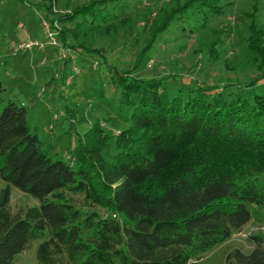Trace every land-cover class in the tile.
I'll list each match as a JSON object with an SVG mask.
<instances>
[{
  "label": "trees",
  "instance_id": "obj_1",
  "mask_svg": "<svg viewBox=\"0 0 264 264\" xmlns=\"http://www.w3.org/2000/svg\"><path fill=\"white\" fill-rule=\"evenodd\" d=\"M114 1L91 0L57 20L74 23L61 30L64 45L71 32L79 39L71 47L100 54L118 76L129 124L116 136L117 153L106 155L111 137L95 123L80 135L73 160L56 157L32 132L27 108L8 101L0 109V177L7 183L0 191V264H13L35 239H41L39 264H202L205 252L252 219L246 202L264 209V92L254 89L259 78L246 84L252 87L246 93L226 94L218 85L171 90L172 75L138 78L119 69L88 44L94 31L117 27L104 11ZM174 1L161 12L139 60L177 17L195 10L206 28L231 3ZM258 3L249 14L248 41L264 62ZM100 20L105 28L96 26ZM215 49L210 46L212 54ZM4 90L0 79V94ZM11 185L39 205L14 214ZM71 193H83L107 214L83 210ZM252 238L251 252L236 248L225 264H264V235Z\"/></svg>",
  "mask_w": 264,
  "mask_h": 264
},
{
  "label": "rangeland",
  "instance_id": "obj_2",
  "mask_svg": "<svg viewBox=\"0 0 264 264\" xmlns=\"http://www.w3.org/2000/svg\"><path fill=\"white\" fill-rule=\"evenodd\" d=\"M90 1L0 0V79L5 87L0 94V109L10 100L23 104L32 132L39 135L42 147L69 160H73L80 135L95 123L111 137L106 155L116 154V136L129 124L121 104L122 88L113 67L103 63L98 53L71 47L79 43L71 32H67L69 44L62 41V28H73L74 23L61 22L58 16ZM228 1L231 3L223 14L213 16L206 28L200 27L201 16L195 10L177 17L139 60L161 12L173 7L175 1L116 0L108 3L104 11L114 16L117 27L103 33L94 31L88 44L101 49L110 64L131 71L135 77L172 75L167 82L171 90L218 85L226 94L230 90L246 93L252 89L246 84L259 78L254 89L264 92V62L250 49L248 41L249 14L256 0H224ZM258 2L256 23L264 30V0ZM49 23L56 27L59 46L19 49L23 42L46 41ZM97 25L105 28L107 23L100 20ZM211 45H216L213 54ZM6 185L0 177V191ZM11 189L10 210L14 214L39 205L32 195L12 185ZM69 195L83 210L107 214L106 209L87 202L83 193ZM246 205L252 219L226 241L205 252L202 264H225L226 255L232 250L241 248L249 253L255 248L252 236L264 235V209L250 202ZM40 241L32 240L13 264H39Z\"/></svg>",
  "mask_w": 264,
  "mask_h": 264
},
{
  "label": "built area",
  "instance_id": "obj_3",
  "mask_svg": "<svg viewBox=\"0 0 264 264\" xmlns=\"http://www.w3.org/2000/svg\"><path fill=\"white\" fill-rule=\"evenodd\" d=\"M46 33L47 40L40 43L38 40H30L28 42H23L19 45V49H33L35 46H39L40 48L45 47L47 45H52L54 47L59 46V40L57 38L56 27L51 26V24L46 25Z\"/></svg>",
  "mask_w": 264,
  "mask_h": 264
}]
</instances>
